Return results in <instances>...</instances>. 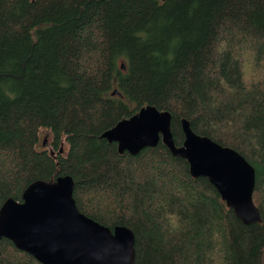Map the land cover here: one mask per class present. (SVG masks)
Masks as SVG:
<instances>
[{"label":"trees","instance_id":"16d2710c","mask_svg":"<svg viewBox=\"0 0 264 264\" xmlns=\"http://www.w3.org/2000/svg\"><path fill=\"white\" fill-rule=\"evenodd\" d=\"M147 105L176 146L185 118L254 167L261 223L160 140L101 137ZM64 175L81 213L133 232V264H264V0H0V207ZM0 264L41 263L0 237Z\"/></svg>","mask_w":264,"mask_h":264},{"label":"water","instance_id":"95a60500","mask_svg":"<svg viewBox=\"0 0 264 264\" xmlns=\"http://www.w3.org/2000/svg\"><path fill=\"white\" fill-rule=\"evenodd\" d=\"M171 118L169 111L147 105L101 137L115 142L119 153L130 154L154 147L160 140L172 155L187 161L192 177L209 181L240 222L261 223L253 201L254 167L236 150L197 135L185 118L180 121L184 139L176 146ZM46 142L44 137L42 145ZM72 194L69 175L59 176L54 183H31L21 201L7 199L0 207V237L11 240L41 264H133V232L124 225L111 230L84 215Z\"/></svg>","mask_w":264,"mask_h":264},{"label":"rangeland","instance_id":"374dc122","mask_svg":"<svg viewBox=\"0 0 264 264\" xmlns=\"http://www.w3.org/2000/svg\"><path fill=\"white\" fill-rule=\"evenodd\" d=\"M44 134H46L45 137L47 138V142H46V146H43V147H45V148H49V147H50V139H51V135H50V133L43 132V133H41V136L43 137ZM43 139H44V138H43ZM48 140H49V141H48ZM48 144H49V146H48ZM62 145L66 148V145H65L64 143H63Z\"/></svg>","mask_w":264,"mask_h":264}]
</instances>
